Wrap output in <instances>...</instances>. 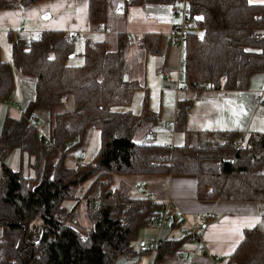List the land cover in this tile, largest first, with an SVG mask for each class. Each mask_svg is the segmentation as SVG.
<instances>
[{
    "label": "trees",
    "instance_id": "1",
    "mask_svg": "<svg viewBox=\"0 0 264 264\" xmlns=\"http://www.w3.org/2000/svg\"><path fill=\"white\" fill-rule=\"evenodd\" d=\"M39 1L0 0V9ZM172 1L87 0L89 29L107 28L120 5L124 10ZM188 8L192 27L201 32L193 29L184 40L181 82L198 92L245 89L253 74L264 71V2L188 0ZM10 40L11 63L34 78V97L19 118L6 117L0 129V264H118L119 256H134V264H141L133 242L140 228L152 224L158 207L133 197L123 184L115 186L120 175H193L199 199L264 201V132L188 133L184 117L190 102L185 101L178 104L175 119V126L186 133L181 145L144 141L157 114L148 107L143 80L134 75L142 66L127 58L133 43L122 33L112 42L85 39L79 64L71 63L75 40L62 30L43 31L27 43ZM135 44L145 53L158 54L161 37L146 33ZM12 87L10 64L0 61V101ZM137 89L144 91L141 111L119 110L130 104ZM69 98L70 109L52 114ZM39 108L51 118L48 139L37 131ZM93 129L99 135L93 159L67 165ZM15 150L28 157L26 168L5 163ZM67 201L74 207L66 206ZM80 202L91 220L86 235L71 225ZM171 225L180 231L177 219ZM162 230L152 253L138 249L148 255L147 263H158L176 247L172 238L161 239ZM230 261L264 264V233L257 227L246 231Z\"/></svg>",
    "mask_w": 264,
    "mask_h": 264
},
{
    "label": "crops",
    "instance_id": "2",
    "mask_svg": "<svg viewBox=\"0 0 264 264\" xmlns=\"http://www.w3.org/2000/svg\"><path fill=\"white\" fill-rule=\"evenodd\" d=\"M261 2L264 0L251 1V3ZM176 8L177 1L175 0L169 3L144 2L129 6L124 10L120 5L117 9L119 15L104 30L89 29L87 0H41L28 7L0 9V61L10 64L13 76L11 93L6 100L0 101V129L6 117L19 118L27 103L34 97V78L23 75L11 63L10 39H18L27 43L38 38L43 31L62 30L69 35L75 31L81 32L82 37L79 39L83 37L85 39L88 37L104 38L110 42L118 32L123 35L136 34L139 39L146 33H155L161 37L158 54L143 52L137 47L136 42L127 38L133 43L127 52L128 60L135 66L139 65V68L142 66V71H138L134 75L142 79L144 84L149 87L158 86L159 89V105L155 108H149L157 114L155 123L161 119L172 121L171 133L167 130L156 131L154 129L155 123L150 126L149 129L154 131L152 136L154 142L181 145L185 140V131L203 133L206 131L237 130L243 136L256 131L264 132L262 130L264 129V91L261 93L260 102L257 104L253 102V95L260 92L264 87V71L253 74L243 90L205 88L198 92L181 82L185 47L183 43V47L179 48L171 36L175 26L181 20V15L179 21L175 20V15L178 14ZM121 11L125 12L124 16L121 15ZM45 13H48L49 17L42 18L41 16ZM77 40L74 41V44ZM152 67H154L156 75L162 77H156ZM160 69H170V72L158 73ZM185 101H189L190 104L184 117L185 131H183L175 126V119L178 104ZM70 102L72 105V101ZM239 105L244 106V114L236 116L234 112H239ZM59 106L53 109L54 113L52 112V114L71 108L68 106L62 111L61 108L58 109ZM35 115L38 133L44 139H48L51 126L48 111L39 108L35 111ZM90 131L84 135L83 142L78 147L79 152L81 149L85 150ZM79 152L75 157L66 160L67 165L76 163ZM5 160L10 167L22 165L24 168L27 167L29 161L28 157L18 150L11 152ZM116 179L118 181L116 185H125L133 197H141L135 192L134 187L138 183H142L145 192L150 193L157 200L165 197L172 198L177 208L189 220L200 219L207 213L217 215L216 219L205 225L199 240L195 237H184L180 233L179 227L172 226L171 221H168L164 225L160 237L163 240L172 238L176 247L173 252L163 256L156 264H233L230 261V256L243 239L245 232L257 227L264 233V201L199 199L196 193V178L193 175L131 174L120 175ZM64 204L68 207H74L72 201H67ZM257 217L259 218L258 221L255 219ZM249 223L252 224L251 227L248 226ZM149 227L155 228V230L152 235L153 239L148 240H155L159 236L158 227L148 224L139 229L138 236L133 242V247L138 254V261L141 264H146L148 261V255L138 251L140 245L145 242L141 230ZM1 232L0 227V235ZM131 258L132 261L135 259L134 256ZM130 264H134V262Z\"/></svg>",
    "mask_w": 264,
    "mask_h": 264
},
{
    "label": "built area",
    "instance_id": "3",
    "mask_svg": "<svg viewBox=\"0 0 264 264\" xmlns=\"http://www.w3.org/2000/svg\"><path fill=\"white\" fill-rule=\"evenodd\" d=\"M181 4V8H176V12L180 13L181 20L180 22L175 26L174 30L171 33V36L174 39V43L179 47H183L184 40L187 36L191 35L193 33V27H192V21H191V15L188 8V0H178ZM127 38L133 40V42H137L139 39V36L136 34H126ZM71 37L74 40H77L82 37V33L79 31H75ZM170 69H160L158 70V73H169ZM264 91L263 89L255 93L253 95V102L259 103L261 100V93ZM8 103H10V100H8ZM154 135V131L149 129L144 134V141H149L152 136ZM85 156L86 152L84 149H81L77 158V162L79 163H85ZM135 191L141 195L143 199H145L148 203L151 205H156L158 207L157 214L153 216L151 223L156 224L158 227V233H160L163 226L171 220L177 219L181 225H180V231L184 235H193V237L197 238V240L201 239V233L205 225L216 219L217 215L214 213H207L203 217L197 220H189L185 214L180 211L175 201L170 197H165L161 200H157L154 198L150 193L145 192L144 186L142 183H138L134 187ZM160 243L159 237H157L154 241L148 242V243H142L140 245L141 250H145L146 248H149L151 253L155 250L157 245ZM147 264H150L148 262Z\"/></svg>",
    "mask_w": 264,
    "mask_h": 264
},
{
    "label": "rangeland",
    "instance_id": "4",
    "mask_svg": "<svg viewBox=\"0 0 264 264\" xmlns=\"http://www.w3.org/2000/svg\"><path fill=\"white\" fill-rule=\"evenodd\" d=\"M177 8H179V9L181 8V4L179 3V1L177 2ZM178 14L175 15L176 21H179V18H180V13H178ZM193 29H194V32L196 34H199L201 32L198 29V27L194 26ZM84 40H85V37H83L82 39H78L75 42V44H74L75 56H74V58L71 59L72 64L81 63V61H82L81 52L83 50L82 48H83ZM152 68L154 70V74L156 77H162L160 75L157 76L155 73L154 67H152ZM149 76H151V75L149 74ZM145 85L148 88L147 95H148L149 108H155L159 105V102H160V93H159L158 86L157 87H153V86L149 87L147 84H145ZM143 97H144V91L142 89H137L133 92L130 104L127 107H119L118 109L121 111L122 110H131L133 113L138 114L141 111ZM70 101H71V99L69 98L66 102H64L62 105H60L58 109L60 110V108H61L62 111L64 109H67L68 106H71ZM172 127H173L172 121L170 119H168V120L161 119V120H158V122L154 124V129L156 131L167 130L171 133ZM150 141L154 142V139L151 138ZM201 141H205V137L202 136ZM98 147H99L98 131L96 129H93L89 133L88 143L86 144V148H85V152H86L85 161H84L85 163L90 162L93 159V157L95 156V154L98 150ZM78 152H79V149L75 151V153L73 154V157H75L78 154ZM5 163H6V160H5ZM116 183H118L117 180L115 182V186H116ZM74 217H75V221L71 225L74 226L75 228H77L83 235H86L89 227L91 226V220L89 219V217H87L86 204L85 203L81 202L77 206V208L75 209ZM152 225H155L157 227L156 224H152ZM154 230H155V228H151V227L141 230L142 231V237L145 240V242L150 241L148 239H153L152 235L154 234ZM116 262L118 264H130L131 262H134V260L132 261L131 256H119V257H117Z\"/></svg>",
    "mask_w": 264,
    "mask_h": 264
},
{
    "label": "snow or ice",
    "instance_id": "5",
    "mask_svg": "<svg viewBox=\"0 0 264 264\" xmlns=\"http://www.w3.org/2000/svg\"><path fill=\"white\" fill-rule=\"evenodd\" d=\"M249 2L251 3V0H249ZM45 18H47V17H45ZM197 19H200V17H197ZM238 107H239V112H234V115H236V116H239V115H241V114H244V106H243V105H239ZM262 130H264V129H262ZM255 219H256L257 221L259 220L258 217L255 218ZM248 226L251 227L252 224L249 223Z\"/></svg>",
    "mask_w": 264,
    "mask_h": 264
},
{
    "label": "water",
    "instance_id": "6",
    "mask_svg": "<svg viewBox=\"0 0 264 264\" xmlns=\"http://www.w3.org/2000/svg\"><path fill=\"white\" fill-rule=\"evenodd\" d=\"M45 17H49V14L48 13H45L44 15H42V18H45ZM198 17H200V16H198ZM194 19L195 20H200L201 17H200V19H197V17H194Z\"/></svg>",
    "mask_w": 264,
    "mask_h": 264
}]
</instances>
